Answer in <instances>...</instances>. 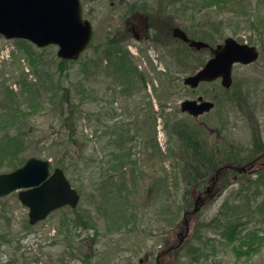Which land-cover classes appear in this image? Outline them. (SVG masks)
<instances>
[{"label": "rangeland", "instance_id": "obj_1", "mask_svg": "<svg viewBox=\"0 0 264 264\" xmlns=\"http://www.w3.org/2000/svg\"><path fill=\"white\" fill-rule=\"evenodd\" d=\"M166 3V0H80L83 17L92 25L93 38L77 61H64V70L59 69L63 60L57 56L58 48L50 46L42 50L35 47L42 61L41 70L50 75L56 86L60 83L67 94L73 95L74 102L78 104L80 100L81 103L78 132L79 135L84 134L89 142V148L85 152L89 157V167L83 174L73 170L71 178L67 176L71 184L83 192L79 193L81 199L78 211L92 210L90 204L98 201L96 182L100 174L106 172L111 165L110 158L114 151V144L109 137L116 130L118 133L124 132L127 138H132L126 144L132 154L131 160L139 161L142 169L139 173L141 178L132 181L127 187L130 193L129 207L132 208L131 212L138 215L135 228L128 232L105 233L103 221L96 214L93 227L89 223L78 225L75 221L80 214L69 207L55 211L42 222L30 226L28 209L19 202L17 193H13L0 199V264H156V257L162 250L178 243L179 233L186 235L185 229L179 230L185 227L181 225L179 228L183 214L193 209L196 200L194 192L203 191L210 183L209 175L196 184L194 174L189 175L191 172L185 177L186 181H176L175 164L182 159L180 155L178 160L171 158L175 143L172 135L176 126H207L206 146L215 148L217 136L209 130L217 128L216 124L222 115L230 122L228 133L233 146L243 149L240 156L246 157L245 163L250 161L247 158L250 143L254 147L253 156L264 150V27L259 26L261 30L255 36L251 30L246 32L243 24L240 27L242 30L233 35L231 31L235 30L234 21L229 26H224L223 30L220 29L221 34L217 32L220 30L208 32L199 29V34L208 32L202 40L211 46L223 43L226 36L245 43L252 36L260 55L253 64L234 66V83L230 89L225 90L220 80H217L191 90L183 84V80L203 66L210 51H196L187 47L188 51L179 41L172 39L170 29L162 30V27L151 29L150 39L143 38L140 42H136L132 35L129 37L125 34L126 18L131 14L126 11L135 6H141L145 13L153 12L150 14L156 17V21L160 17H164L170 25L172 21L173 27H182L187 23L182 18L184 15L177 10V0L171 8H167ZM188 8L191 9V5ZM163 9L168 12L165 13ZM258 10L260 11L255 17L264 21V4ZM171 13L172 19L168 16ZM187 13L188 16L191 15V11ZM158 25L161 24L157 23ZM17 42L3 37L0 39V83H13L12 80L21 77L20 69L29 62L23 58L24 52L18 48ZM112 43L119 45L120 52L128 53L132 65L140 74L141 82L132 89L134 91L131 94L123 93L121 87L116 85L114 78L110 76L112 68L102 55ZM182 48H185V52ZM46 76L47 74L44 75ZM31 78L32 75H29L28 79ZM199 95L205 100L213 101L215 109L198 119L186 118L181 114L179 105L186 99L196 100ZM48 113L44 110L37 111L27 118L26 124L35 144L29 147L26 156L27 159L35 157L49 160L54 168L57 167L54 165L55 159L65 161L66 154L62 145L68 141L69 135L61 131L59 120ZM155 134L162 153L167 155L171 150L168 157L159 159L152 156L153 150L150 147ZM51 145L58 151L55 147L48 149ZM223 159L226 160L221 164L232 163L228 161V157ZM184 160L188 162L187 159ZM257 167L248 173L255 182L244 193H239V190L245 184L234 180V171L217 180L214 187L216 194L207 201L198 215L189 220L188 237L185 238L184 245L180 250L172 251L171 256L163 257L165 263L264 264V243L249 250L244 241L230 240L233 228H229L234 226L235 221L230 225L225 218L221 224L213 221L220 210H223L226 217L234 214L237 217L244 212L242 210L248 203L257 206L264 202V182L258 181L259 174L264 175V169L259 172ZM80 168H83L82 164ZM162 170L171 176L175 175V178L168 179L172 202L168 216L172 213L180 214L175 224L167 226V229H164L162 219L156 218L153 207L147 201V192L151 186L155 188L158 185V179L164 174H161ZM256 182L259 184L256 185ZM185 194H189L188 206L182 201ZM234 207H238L237 210L241 212H235ZM241 216L245 217L244 214ZM240 220L246 224L239 227L238 231L243 230L245 234V229L258 230V236L264 238L263 217L259 216L249 222L246 217H241ZM64 223L66 226L63 227ZM198 231L202 234L200 241L195 237ZM194 245L202 257L191 261L186 252L188 246ZM247 253L250 255L247 256Z\"/></svg>", "mask_w": 264, "mask_h": 264}, {"label": "trees", "instance_id": "obj_2", "mask_svg": "<svg viewBox=\"0 0 264 264\" xmlns=\"http://www.w3.org/2000/svg\"><path fill=\"white\" fill-rule=\"evenodd\" d=\"M166 1L167 8H171V5H174L176 2V0ZM182 1L183 0H177V2H179L177 10L181 15H184L182 18L187 21V23L183 24L180 28L186 31L192 39L204 40L208 32L220 30L224 28V26L227 27L233 21L234 24H236L235 30L231 31L233 35H236L242 30V28H240L242 24L245 31L251 30L254 36L261 30L259 26L264 27V21L259 17H255L260 11L258 7L264 4V0ZM190 5L192 7L191 9L188 8ZM163 11L165 13L168 12L165 11V9H163ZM188 11H191V15L189 16L187 13ZM226 11L231 13L229 14ZM239 18L243 20H239ZM199 29L208 30V32H206V34L205 32L199 34ZM217 32L221 34V30ZM248 39L249 44H255V39L252 36H249ZM17 43L18 48L24 52L23 58L29 60V62L25 67L20 69L21 77L12 80L13 83L8 85H6V83H0V172L16 170L25 163L29 147L35 144V140H33L28 129V124H26L27 118L33 116L37 111L44 110L45 112H49L48 114L53 118L58 119L60 125H62L61 131L67 132L69 135L68 141L62 145L64 146L63 152L66 154L65 161L55 159L54 165L62 168L69 178H71L70 175L73 170H78L82 174L85 173L89 167V157L85 154L89 148V142L84 134L79 135L78 132L82 114L80 100L78 104L74 102L73 95L70 93L67 94V90L60 87V83L56 86L54 80H51L50 75L41 70L40 63L42 61L40 55L36 53L35 47L26 41H18ZM182 45L189 51L186 44L183 43ZM185 48H182V50L184 51ZM119 52V45L112 43L103 51L102 55L108 61V66L112 68L110 76L114 78L117 83L116 85L121 87L120 89L123 93L131 94L132 89L138 87V83L141 82L139 78L140 74L136 67L132 65L128 53L126 51ZM65 67L66 62H61L59 69L64 70ZM25 69L29 71L26 72ZM46 74L47 76L44 77ZM29 75H32L30 80L28 79ZM15 86L18 88L14 89ZM79 93L82 94V92ZM225 123L226 120L221 121L220 127L222 135V124ZM176 128L175 133L172 135L175 139L174 148L170 151L171 158L174 157L175 160H178L177 158L180 155L183 159H181L182 162L179 161L175 164V166H177L174 168L177 173V182L186 181L185 177L188 176L189 172H191L189 175L194 174L196 184L200 182V180H205V177L215 173L218 164L226 160L223 159L224 157H228V161H232L233 164L247 161L246 157L240 156V152H238L240 154L232 156V154L229 155L227 150L219 151L216 145L214 146L215 148L206 146L205 141L207 137L205 135L207 134V129L205 126L195 128L187 124L180 125L179 127L176 126ZM109 138L114 144V151L110 158L111 165H109L106 172L100 174L96 182L98 191L96 199L98 201L94 204H90L91 208H93L92 210L87 211L84 209L80 211V213L77 208L74 209L73 212L78 211L80 214L75 221L76 224L83 225L89 223V225L93 227L96 214V216H100V219L103 221L105 233L115 234L126 230V232L129 230L132 231V228H135L138 223V215L131 212L132 208L129 207L128 204L130 193L127 187L129 184H132V181L141 178V174L139 173L142 169L139 167V161L136 159L131 160V151L126 148V144L132 141L131 137L127 138L126 133H118L116 130ZM79 140H81V142H79ZM54 147V145H51L48 149ZM150 148L153 150L152 156L155 158L163 159L170 154V151L167 155L162 153L156 134L153 136V142ZM55 150L58 151L56 147ZM184 159H187L188 162L186 163ZM81 164L83 168H80ZM161 174L163 175L158 179V185H156L155 188L154 186L149 188L147 192V201L151 204V207H153L156 218L162 219V224L165 226L164 229H167V226L175 224L180 214L172 213L168 216V211L172 204L168 179L170 177L175 178V175L171 176L163 170ZM236 177V182L240 181L242 184H245L243 189L239 190V193L247 192L250 190V187H253L255 181L253 182L248 175H236ZM259 177L258 181L264 182V175L262 173L259 174ZM258 184L259 183L256 182V185ZM78 192L81 194L83 193L81 189ZM188 199L189 194H185L182 197L185 206H188ZM237 208L238 207H234V211H238V213L241 212V210H237ZM244 208L245 209L242 210L244 212L240 213V216L237 217L236 214L226 217L223 210H220V213L213 221L221 224L223 218H225L228 219L229 225L234 224L235 221L234 226L229 228V230L233 228V236L230 240L238 239L239 242L244 241L246 243L245 245L251 250L257 248V244L264 243V238L258 236V230L245 229V234L243 230L238 231L239 227L246 224L242 223L240 219L241 217H246V220H248L247 222H249L255 220V218L259 216L264 218V202L257 206H253L250 202ZM241 214H244L245 217L241 216ZM64 226H66L65 223L63 227ZM201 236L202 234L200 231L195 234L198 241L202 239ZM195 246L196 245L193 247L188 246L187 248L188 251L186 255L191 261L202 257V254L199 253V249ZM246 255L249 256L250 253Z\"/></svg>", "mask_w": 264, "mask_h": 264}, {"label": "water", "instance_id": "obj_3", "mask_svg": "<svg viewBox=\"0 0 264 264\" xmlns=\"http://www.w3.org/2000/svg\"><path fill=\"white\" fill-rule=\"evenodd\" d=\"M173 32L175 38L189 43L191 48L200 50L208 47L207 43L201 41H189L185 32L178 28H174ZM0 36L8 40L24 39L41 49L57 46L58 58L77 61L80 54L88 48L92 39V28L88 20H83L79 0H0ZM224 40L223 44L211 49L213 56L204 67L194 75L186 77L183 84L196 89L199 83L220 79L222 86L228 89L233 83L234 65H248L258 61L259 51L256 47L240 43L231 37ZM180 106L182 113L197 118L211 111L215 104L199 97L197 100L186 99ZM249 168H252L249 164L226 165L219 168L215 176L225 169L245 173ZM50 170L49 161L31 157L19 169L0 173V198L18 192L17 199L29 210L30 226L42 222L53 211L64 206L74 209L80 201L79 194L63 170ZM215 176H211L210 181L214 182ZM212 196L207 195L200 201L197 198L194 208L184 214L182 223L188 225V216L196 215ZM163 253L165 252L161 254Z\"/></svg>", "mask_w": 264, "mask_h": 264}, {"label": "flooded vegetation", "instance_id": "obj_4", "mask_svg": "<svg viewBox=\"0 0 264 264\" xmlns=\"http://www.w3.org/2000/svg\"><path fill=\"white\" fill-rule=\"evenodd\" d=\"M113 5V4H112ZM144 9L141 8V6H135L134 8H131L129 11L127 10L126 12L128 13H131L129 16H127L126 18V31H125V34L129 35H132L133 39L136 41V42H140L141 39H145V40H149L150 39V33L149 31L152 30H155L157 27H162V30H164L165 28L168 30L170 29L171 32H172V29H173V22L171 21L172 25H170L164 17H160V20H157L156 21V17L154 15L151 16L150 13H153L151 11H149V13H145L143 11ZM148 10V9H147ZM150 14V15H149ZM170 19H172L173 15L169 16ZM157 23H160L161 25H158L157 26ZM172 39H173V32H172ZM160 40H162V38H160ZM242 65V64H240ZM249 65V64H248ZM236 66V65H235ZM245 66V65H243ZM201 68V67H200ZM199 68V69H200ZM203 85H206V84H203ZM134 91V90H133ZM132 91V92H133ZM199 97H202L204 99L203 96L199 95L197 97V99ZM196 99V100H197ZM215 107H216V104H215ZM215 109V108H214ZM214 109H212L211 111H213ZM210 111V112H211ZM209 113V112H208ZM206 115V114H204ZM203 115V116H204ZM184 116H187V115H184ZM188 117V116H187ZM186 117V118H187ZM202 117V116H200ZM190 119H194L192 117L189 116ZM199 117H197L198 119ZM222 118V119H221ZM196 119V118H195ZM226 119L224 117H220V119L218 120L217 122V128L216 129H210V133L211 134H215L217 136V145L216 147H218V150L220 151H223V150H227L229 152V155L232 154V156L234 155H238V154H242L243 152V149H239L237 146H233V143H232V139L231 137L229 136V133H228V130L230 128V125H229V121L226 120V123L225 124H222L223 125V135L221 134V121H225ZM205 126V125H203ZM206 129H209L207 126H205ZM251 149L250 151H247L248 154H247V158L250 160L249 162L247 163H250V167H252V169L254 168V170H256V166H258V171L260 172L261 169L263 170L264 169V150L262 152H260L259 154H257L256 156H253V145H251V143L249 144ZM257 151V150H255ZM240 152V153H238ZM233 170V169H232ZM231 169H225V170H222V174L221 176L219 175L220 178H222L224 175H226L228 172H232ZM234 171V170H233ZM251 173V171H250ZM235 179H237L236 175L234 176ZM217 183V180H215L214 182H211L209 185H211L210 187L206 186L203 191H195L194 194H196V200L197 198H199V201L204 198L205 196H212V194L216 193V190H214V187ZM189 221V219H188ZM185 229V232L187 233V230H189V224L188 225H185V227L179 229V230H184ZM185 239L184 235L179 233V241L178 243L176 244H171L172 246H178L179 245V242H182L183 240ZM182 246H179V247H174L175 249H180ZM173 248V250H174ZM173 250H170L168 251V249H165L163 251H161L159 253V255L162 253V252H165L163 254H161V256H157L156 257V264H168V263H165L164 260L162 259L163 257H169L171 256V253Z\"/></svg>", "mask_w": 264, "mask_h": 264}]
</instances>
